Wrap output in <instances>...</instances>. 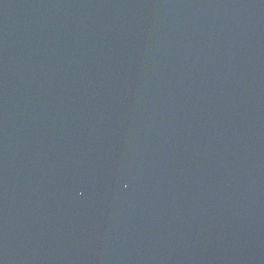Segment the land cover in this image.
<instances>
[{"label":"water","instance_id":"water-1","mask_svg":"<svg viewBox=\"0 0 264 264\" xmlns=\"http://www.w3.org/2000/svg\"><path fill=\"white\" fill-rule=\"evenodd\" d=\"M0 264H264V0H0Z\"/></svg>","mask_w":264,"mask_h":264}]
</instances>
